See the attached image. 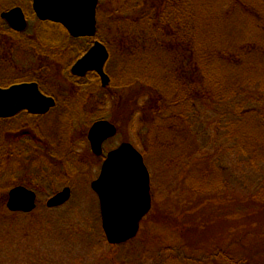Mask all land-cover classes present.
<instances>
[{"label": "rangeland", "instance_id": "374dc122", "mask_svg": "<svg viewBox=\"0 0 264 264\" xmlns=\"http://www.w3.org/2000/svg\"><path fill=\"white\" fill-rule=\"evenodd\" d=\"M130 2L133 0H101L99 7L103 13V16L98 18L99 36L111 45L113 51L109 71L113 75V91L116 97L112 95L107 99L108 93H97L94 90L90 92L85 90L84 96L80 93L78 97L76 95L71 97L70 101L73 100L74 103H70L65 97L64 93L73 89L75 85L72 83L69 89L71 77L67 71L71 59L77 56L75 51H78V48L75 47L70 53L64 52L53 68L49 67L47 72L42 74L49 78L48 81L46 79L47 91L59 99V109L56 108L54 111L51 110V114L36 118L27 117L22 113L20 121L7 126L15 130L14 132L18 129V132L22 131L17 134V142L11 140L14 133L7 135L10 141L16 143L11 154L17 151L15 153L19 156V170L15 182L8 173L0 178V182L15 186L18 181L25 180L29 189L36 190L38 205L31 213H12L7 209L6 200L7 211L12 216L15 214L18 216L5 221L0 219V264H160L165 255L163 251L183 247L180 226L188 227L201 221L205 222L204 230L208 232L212 230L210 238L215 235L219 237V234L222 236L232 228L233 233L240 232L238 229L235 230L241 224L239 211L235 210L237 201L264 182V163L260 162L259 168L256 165L248 167L245 165L247 159L234 153L233 146L236 140L232 136L230 127L232 124L226 113L228 110L221 107L216 108L218 111L214 112V108L208 104L199 106L198 120L195 127L191 128L193 135L189 130L185 136H179L165 152L161 151V147L165 146L163 140H166V137L157 139L159 142L154 145L151 141L155 136L150 134L147 126L143 133H139L142 124L133 125L130 122L128 111L131 109V103L119 108L117 96L129 100L138 95L144 84L136 74L137 65L133 67L134 72L131 68L134 55L126 54L121 46V37L127 30L124 26L126 19L121 16L122 12L117 13V10L121 7L128 10ZM22 4L29 9L32 7L29 0H23ZM28 24L26 30L28 36L36 38L39 33L44 32L43 27L39 28L38 32L35 30V20L32 22L29 20ZM50 36L56 38L57 33L51 32ZM1 39L3 38H0V82L14 81L18 78L28 79L27 69L38 62L41 63L39 58L36 60L37 55L43 52L41 44H38V41L34 44L36 50L30 48L33 46L31 43L27 44L26 52L14 50L12 56L10 53L5 54ZM80 42L83 46L87 43L85 40ZM75 43L73 42V46ZM11 58L13 63H10ZM218 64L224 67L226 76L233 75L222 60H219ZM261 64L259 72L258 69L253 72L246 68L239 71L246 70L245 73L250 74L253 81H256L260 72L264 73V62ZM153 72L154 74L157 72L155 67ZM116 88L122 89V93ZM81 100L93 104L85 112L82 111V114H76L80 107L78 101ZM71 106L73 108L70 109ZM71 113L72 120L68 117ZM223 117L225 120L222 122L220 120ZM103 119L117 127V135L104 143V152L115 150L125 142L134 146L140 143L141 149L138 150L140 153L141 150L147 152L144 163L150 173L152 209L140 223L139 236L118 246L107 242L101 227L99 199L91 188L92 182L99 176L101 159L92 154L86 138L92 123ZM26 133L35 134L38 139L44 140L43 148L39 149L37 147L39 143L36 144L35 138V148L46 159L43 163L35 162L32 165L23 154L24 151H35L33 144L23 141L27 139L24 135ZM247 133L256 141L259 139L255 137L264 136L263 129L252 131L249 128ZM0 135L3 137L2 131ZM183 139L188 142L187 146H182ZM204 160L206 166L200 167L205 163ZM219 173L224 179L226 176L227 181L223 185L215 186L214 181ZM2 183L1 185H4ZM224 186L226 191L222 190ZM66 187L71 188V199L62 206L49 208L47 202ZM201 188L210 190L203 191ZM251 229L255 231L254 227ZM226 244L225 242L224 246ZM215 247L213 245V249ZM202 249H206L203 244L198 250L202 252ZM194 253L198 255L199 252Z\"/></svg>", "mask_w": 264, "mask_h": 264}, {"label": "trees", "instance_id": "16d2710c", "mask_svg": "<svg viewBox=\"0 0 264 264\" xmlns=\"http://www.w3.org/2000/svg\"><path fill=\"white\" fill-rule=\"evenodd\" d=\"M22 1L0 0V14L9 8L19 6L23 9L28 21L35 20V30L38 32L39 28L43 27L44 32L39 33V36L36 35V38L28 36L25 32L15 33L0 15V38H3L1 41H3L5 54L10 53L13 56L14 50L26 52L27 40L38 41V44H41L40 48L43 49V55L70 53L77 47L78 51H75L77 56L71 59L67 69L69 72L71 65L92 46L93 39H86L87 43L83 46L60 24L49 21L40 22L32 12V8H26ZM100 6L101 2L97 8L96 39L103 42L110 52L105 72L109 75L111 84L107 88L101 87L99 77L94 72H90L85 79H71L79 84L82 82L95 84L94 91L108 93L109 96H106L108 99L114 96L113 75L109 71L113 51H111V45L99 36L98 18L103 16L102 11L99 10ZM129 6L128 10L122 7L117 10V13L121 11V16L126 19L124 26L127 30L126 35L121 37V46L126 54L134 55L132 58L135 61L131 60V63L133 62L131 68L133 70V67L137 65L136 74L144 86L142 85L138 95L129 100L123 96L117 97L120 102L119 108L132 104L128 111L130 122L133 125L142 124L143 126L142 129L139 127L138 132L143 133L147 126L150 134L155 136L151 141L154 145L160 138L166 137V140H163L165 146L161 147V151L166 152L167 147L170 144L173 145L179 136H185L189 130L191 133V128L198 120L199 106L208 104L214 108V112L216 108L224 107L228 110L226 113L232 124L230 125L232 136L236 140L233 146L234 153L247 159L246 166L256 165L259 168L260 162L264 163V141H262L264 136L255 137L259 139L256 141L252 135H248L247 131L249 128L252 131L264 130V73L260 72L259 78L253 81L251 75L245 71L256 72L258 69L259 72L262 68L261 62H264V0H133ZM51 32L57 33L56 38L50 36ZM73 42H76L75 46ZM30 48L37 49L34 45ZM219 60L223 61L233 75L230 77L225 75L224 67L218 64ZM12 61L13 58L10 63H13ZM43 63L46 64L45 61ZM154 67L157 69L156 74L153 72ZM245 68V71H239ZM241 74L244 76L242 77ZM29 81H31L29 78L3 81L0 82V87L8 88L19 82ZM116 90L122 93V89L116 88ZM119 112L122 114L121 110ZM239 117L241 118L238 119ZM21 118V115H18L7 120L0 119V133L3 132V137L0 135V178L8 173L14 182L17 180L16 174L19 170V156L15 153L17 151L12 154L11 151L15 149L14 142L18 141L17 134L22 131L18 132V129L14 132L15 130L7 126H10L12 122L20 121ZM23 120L21 125L24 124ZM224 120L223 117L220 121ZM21 128L25 130L23 126ZM12 133L14 134L11 140L14 142L7 138V135ZM24 135L27 139L23 141L33 144L35 149V151L23 152L28 162L34 165L35 162L46 161L40 151L35 148L37 136L32 133ZM185 141L183 139L181 142L182 146H187L188 142ZM135 146L141 149L140 143H136ZM42 148L39 147V149ZM141 153L143 157L147 155L145 150H141ZM46 155L48 156L47 152ZM36 157L39 158L36 159ZM204 162L200 167L206 166V160ZM226 181V176L224 179V176L219 173L214 181L215 186L223 185ZM1 183L0 219L5 221L18 216L17 214L12 216L5 207L9 192L15 186L28 187V184L25 180L18 181L15 186H10L6 182L8 187L5 183H2L4 185ZM224 188L225 186L222 190L226 191ZM246 194L240 199L237 198L235 210L239 211L241 221L240 227L235 228L240 231L238 234L233 233L232 228L222 236L219 234V237L215 235L210 238L212 230L205 231L206 223L202 221L188 227L180 226L179 233L184 243L183 247L163 251L165 255L160 264H264V219H262L264 217V182ZM208 227L209 224L207 229ZM253 227L255 231L251 229ZM225 242L226 246H224ZM202 244L206 246V249H202L201 252L198 249ZM213 245L216 246L215 249ZM236 247H238L237 250ZM194 252L199 253L197 255Z\"/></svg>", "mask_w": 264, "mask_h": 264}, {"label": "water", "instance_id": "95a60500", "mask_svg": "<svg viewBox=\"0 0 264 264\" xmlns=\"http://www.w3.org/2000/svg\"><path fill=\"white\" fill-rule=\"evenodd\" d=\"M32 3L33 13L40 21L62 25L73 38H94L97 34L99 0H32ZM1 18L15 32H23L28 27L20 7L4 11ZM109 57L106 46L96 40L72 66L71 73L84 77L91 71L96 72L102 86L107 87L111 83L105 72ZM55 106L54 98L44 95L36 83L0 87V119H10L22 111L41 116ZM88 135L93 155L102 156L104 142L117 135V127L107 120L97 121ZM107 154L100 176L91 186L99 198L107 242L119 245L138 236L140 222L152 208L150 173L143 155L131 143L125 142ZM70 196L71 189L66 187L55 194L47 206H62L71 199ZM7 201V209L12 213H31L37 207V194L25 186H16L9 192Z\"/></svg>", "mask_w": 264, "mask_h": 264}, {"label": "flooded vegetation", "instance_id": "af4514ba", "mask_svg": "<svg viewBox=\"0 0 264 264\" xmlns=\"http://www.w3.org/2000/svg\"><path fill=\"white\" fill-rule=\"evenodd\" d=\"M101 2V0L99 1V3ZM16 33H18V32H16ZM74 39V38H73ZM86 39H88V38H78V39H76L75 38V40L76 41H79L80 42V40L81 41H83V40H86ZM89 39H93V44H94V40L96 39V38H89ZM26 44H30L31 43V45H34L35 43H37L36 41H33V40H27V42H25ZM93 44H92V46H93ZM34 46H36V45H34ZM62 56V54L61 53H52V54H46V55H43V54H41V55H37V57H36V60L39 58L40 59V61H41V63L40 62H36L37 64H34V66L33 67H29L27 70H29L28 71V76H29V79L31 80V81H29L30 83H36L37 85H39V87H40V90H41V92L44 94V95H47V96H51V97H53L54 98V100H55V108H53V109H51V110H55L56 108H58V106H59V99L56 97V95H54V94H52L51 92L49 93L48 91H47V85H46V79H47V81L49 80V78L46 76V75H42L43 73H45V72H47V70H48V68L50 67V69H52L53 68V66L55 65V62H58L59 61V59H60V57ZM82 57V56H81ZM80 58V57H79ZM79 60V59H78ZM78 60H76L72 65H71V67L69 68V72H68V74H69V77H71V78H73L74 80H78V79H80V78H82V79H85V78H87V76L90 74V73H88L86 76H84V77H77V76H74L72 73H71V68H72V66L78 61ZM33 61H35V60H33ZM46 62L47 64H49V65H46L45 63H43V62ZM91 72H93V71H91ZM94 73H96V72H94ZM97 74V73H96ZM99 77V76H98ZM70 78V85H69V89L72 87V83H74L73 85H74V87H73V89H70V91H66L64 94H65V97H67V99L70 101V99H71V97H75V95L78 97L79 96V94L81 93V95H85L86 93H85V90H87L88 92H90L91 90H94V88L93 87H95V84H90V83H87V82H82V83H78V82H72V81H74L73 79H71ZM33 80H36V81H33ZM99 81H100V78H99ZM29 82H19V83H29ZM16 85V84H15ZM101 87H103L102 86V83H101ZM107 88V87H106ZM68 90V89H67ZM74 90H76V91H74ZM79 91H81L80 93H79ZM71 92V93H70ZM70 93V94H69ZM66 102V101H65ZM64 103V102H63ZM62 103V104H63ZM70 103H74V101L73 100H71L70 101ZM78 104L80 105V107H78L79 109L75 112L76 114H78V113H81L82 114V111H86V110H88V107H91V105L93 104V103H91V102H87L86 100L84 101V100H81V101H78ZM75 105V104H74ZM76 107V106H75ZM71 108H73L72 106L70 107V109ZM59 109V108H58ZM51 110L49 111V112H47L46 114H43V115H41V116H44V115H49V114H51ZM76 110V109H75ZM22 113H24L25 115H27L28 117H41V116H39V115H31V114H29V113H27V112H20V114H22ZM20 114H18V115H20ZM59 114H61V113H59ZM73 113H71L70 114V116H68V117H70V119L72 120V115ZM17 115V116H18ZM66 120V119H65ZM97 121H101V120H96V121H94L93 123H92V125L90 126V128H89V130H88V132L90 131V129L93 127V124L95 123V122H97ZM88 133H87V142H88V145L90 146V151L92 152V150H91V145H90V143H89V140H88ZM109 140V139H108ZM38 141V142H37ZM37 141H36V144L37 143H39V144H37L39 147L41 146V147H43V141L44 140H41V139H37ZM106 142V141H105ZM104 142V143H105ZM108 153V152H107ZM107 153H105L104 151H103V155L102 156H97L99 159H101V168H102V164L104 163V161H105V158H106V156H107ZM93 154V153H92ZM94 158H95V156H94ZM100 171H101V169H100ZM100 173V172H99ZM100 176V175H99ZM98 176V177H99ZM97 177V178H98ZM91 188H92V186H91ZM93 190V189H92ZM96 195V194H95ZM97 196V195H96ZM151 198H152V195H151Z\"/></svg>", "mask_w": 264, "mask_h": 264}]
</instances>
